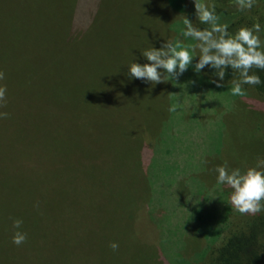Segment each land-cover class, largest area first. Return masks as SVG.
Segmentation results:
<instances>
[{"label":"rangeland","instance_id":"374dc122","mask_svg":"<svg viewBox=\"0 0 264 264\" xmlns=\"http://www.w3.org/2000/svg\"><path fill=\"white\" fill-rule=\"evenodd\" d=\"M16 6L11 11L9 1L0 14V60L8 71L0 109L9 114L0 122V164L15 168V129L33 117L55 127L77 124L79 152L60 156L55 147L49 200L20 209L0 200V212L21 219L22 229L42 227L55 264H198L208 244L219 245L230 222L245 216L231 207L232 190L217 184L215 168L227 161L244 170L264 157V112H255L247 91L234 96L231 84L216 87L204 69L196 73L198 57L176 81L129 76L131 63H147L144 50L169 39L195 43L182 34L184 15L198 25L193 0H81L82 27L75 29L84 35L71 51L62 49L51 74H28L24 62L50 57L46 46L17 33L45 30L29 28ZM177 101L182 106L169 112ZM64 109H74V118L65 120Z\"/></svg>","mask_w":264,"mask_h":264},{"label":"trees","instance_id":"16d2710c","mask_svg":"<svg viewBox=\"0 0 264 264\" xmlns=\"http://www.w3.org/2000/svg\"><path fill=\"white\" fill-rule=\"evenodd\" d=\"M11 2L15 11L19 9L16 5L25 9L27 15L25 18L26 25L30 28L38 26L44 29L43 33L35 32L30 34L27 30L17 33L31 41L34 45H44L49 54V59L42 62L37 56L32 63L26 61L23 64L29 65L28 74H51L56 69V58L62 54V49L68 48L75 43L74 39L81 34L84 29L79 26V14L81 0H0V14L7 11L8 3ZM169 3L171 0H168ZM209 5L216 6V14L221 17V22L229 25V31L234 33L243 25L251 26L259 22L264 29V0H256V5L250 11H238L235 6V0H205ZM95 10L92 14H95ZM90 20H94L91 18ZM77 29H75L77 26ZM203 28L206 25L200 24ZM82 27V26H81ZM86 28V27H84ZM53 36L55 38L53 39ZM261 40L264 41V31L260 33ZM61 40L62 43L57 41ZM73 53V52H72ZM34 55V54H32ZM29 63V64H28ZM25 65V66H26ZM207 70V71H206ZM0 71L5 74L8 71L4 68L3 60H0ZM261 78V83L255 86L245 85V92L248 94L254 104L255 112H264V70L253 69ZM203 74H208L210 78L215 77L217 73L209 67H206ZM239 73L233 72L230 68L225 71L224 84H231L233 79H238ZM34 84H36L34 82ZM251 95V96H250ZM0 112H7L4 108ZM74 109H64L62 117L65 120L74 118ZM51 118V111H43L42 117ZM39 117H33L31 123L13 125L16 127L15 136L12 138L13 146L17 149L19 161L16 162L15 168L7 163L3 166L0 174V200L8 203L14 202V205L20 209L25 202L37 204L39 201L44 203L49 200L48 195L51 187L50 180V164L55 147L58 148V154L68 155L70 152H79L78 143L73 142V127L77 124H61L64 127H55L53 122H44ZM3 118H0V122ZM91 131L92 125L85 129ZM56 129H61L58 132ZM64 129V130H63ZM82 130L83 128H76ZM63 130V131H62ZM55 131V135H54ZM81 131V132H82ZM88 137V136H87ZM99 143V141H95ZM9 144L10 141H8ZM95 143V144H96ZM64 158L61 159L63 161ZM17 171V176L14 172ZM27 171V175H25ZM18 214V213H17ZM14 217H6L0 212V246L6 247V250L0 251V264H55L56 262L49 256L47 249L49 246V238L45 236L42 227L33 229L31 225H27L25 229H14ZM31 227V228H30ZM8 231V234H7ZM15 231L27 233V241L25 248L15 245L12 237ZM213 242L201 253L198 264H264V211L255 215H245L236 221H231L228 227L226 237L213 246ZM198 262V261H197ZM195 261V263H197ZM194 263V264H195Z\"/></svg>","mask_w":264,"mask_h":264},{"label":"clouds","instance_id":"9594fccd","mask_svg":"<svg viewBox=\"0 0 264 264\" xmlns=\"http://www.w3.org/2000/svg\"><path fill=\"white\" fill-rule=\"evenodd\" d=\"M196 20L206 27H199L186 15L183 17V36L190 38L194 44L188 45L180 40H166L161 47H151L141 54L147 63L133 62L129 66L131 78L144 80L151 84H159L170 80H178L198 57L194 65L196 73L206 67L214 70L218 79L212 83L216 87H224L225 71L231 69L239 73L238 79L231 81V94L244 96L245 85L255 86L261 83V78L253 69L264 70V41L260 33L264 31L259 22L251 26L243 25L234 33L229 31V25L221 22L216 14V6L209 5L205 0H193ZM256 5V0H235L238 11H250ZM198 55L193 56V52ZM5 78L0 71V80ZM6 85L0 86V107L6 104ZM179 93H169V97ZM181 103L177 101L169 107V112H176ZM7 112H0V118H7ZM218 173L217 184L230 188L229 202L231 207L242 215H255L264 211V157H258L255 163L241 168H230L227 161L215 168ZM23 221L13 220V228L20 229ZM27 233L15 231L12 242L20 246L27 241ZM110 247L115 251L119 245L112 242Z\"/></svg>","mask_w":264,"mask_h":264}]
</instances>
